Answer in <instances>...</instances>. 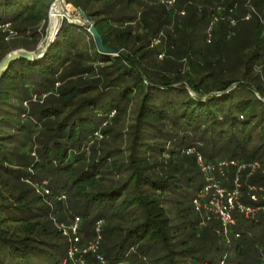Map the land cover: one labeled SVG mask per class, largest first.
<instances>
[{
    "label": "trees",
    "instance_id": "trees-1",
    "mask_svg": "<svg viewBox=\"0 0 264 264\" xmlns=\"http://www.w3.org/2000/svg\"><path fill=\"white\" fill-rule=\"evenodd\" d=\"M154 1L163 14L155 15L153 36L143 39L131 23ZM161 1L67 0L93 22L107 49L121 47L135 63L101 53L86 27L63 19V8L53 6L50 31L60 29L46 54L12 62L1 76L0 264H61L67 258L52 218L68 223L70 215L27 184L43 178L50 180L52 199L74 192L72 208L82 226L90 217L93 227L104 221L99 253L108 264H219L225 247L235 253L227 264H264V240L256 245L249 237L264 225V213L237 215L227 243L215 231L219 222L200 227L194 206L205 185L198 155L213 164L264 162V78L257 72L264 67V0H252L257 13L250 21L243 20L247 0H190L185 6L175 0L170 9ZM197 1L204 7L192 6ZM54 2L0 0V26L10 24L21 38L7 40L8 29L0 28V63L19 49L38 50ZM219 6L224 11L212 10ZM214 15L223 19L207 43ZM227 17L238 25L232 29ZM33 96L47 101L39 105ZM130 112L128 148L103 149L99 158L92 148L86 159L87 145L99 135L105 145H124L116 125ZM34 140L37 156L31 157ZM252 184L263 185L264 174L243 178L244 203H250ZM172 202L175 214L165 207Z\"/></svg>",
    "mask_w": 264,
    "mask_h": 264
},
{
    "label": "built area",
    "instance_id": "built-area-1",
    "mask_svg": "<svg viewBox=\"0 0 264 264\" xmlns=\"http://www.w3.org/2000/svg\"><path fill=\"white\" fill-rule=\"evenodd\" d=\"M162 3L165 1L162 0ZM170 3V1H168ZM175 0L172 1L174 3ZM247 13L243 20L250 21L257 10L254 8L252 0H247L245 4ZM213 11L221 13L224 8L219 6ZM185 14V12H180ZM223 18L214 15L207 29V37L212 36V28ZM229 22L231 28L238 25L239 20L227 17L224 18ZM0 28H10V24L0 26ZM12 32V31H10ZM210 40V39H208ZM264 70V67L261 68ZM197 164L201 174L204 176V187L200 190L194 200V206L197 214H205L202 224L217 221L221 225L219 235H221L228 243L230 242L229 235L231 230L237 226V215H241L246 219L255 218L259 213H264V184H252L247 186V196L250 203H244L243 197V178H250L256 174H264V162H240L237 160H223L216 164L208 163L205 159L198 155ZM233 169L234 175L230 187L229 171ZM63 196V195H62ZM59 199H61V197ZM236 214V216H235ZM103 221H98L100 225ZM81 228V219L76 218V221L71 224L64 234L72 239L73 244L68 245V256L61 264H87L83 259L85 256L92 255L96 259V264H108L104 257L99 253L101 234H98L96 241L79 248L76 245L78 234ZM101 233L100 227L97 228ZM237 238L240 237L236 233ZM79 256L80 258H76Z\"/></svg>",
    "mask_w": 264,
    "mask_h": 264
},
{
    "label": "rangeland",
    "instance_id": "rangeland-1",
    "mask_svg": "<svg viewBox=\"0 0 264 264\" xmlns=\"http://www.w3.org/2000/svg\"><path fill=\"white\" fill-rule=\"evenodd\" d=\"M164 1H165L164 5H167L168 9H170L175 4V2L172 3L173 0H164ZM168 1H170V3ZM189 1L190 0H182V6L183 5L184 6L187 5ZM155 3H156V1L153 2V8L148 10L147 15H145V16L143 15L145 17V21H143L141 19V17H143L142 13H139V12L136 13L137 18H136V20L133 23H131L132 27L134 28L136 36H140L143 39H147L146 37L150 38V36H153V33L155 32V30L157 29V26H158L157 25L158 22L156 21L155 15L156 16L157 15L160 16L161 14H163V8H160L159 6H154ZM191 3H192V6H197L198 9L204 7L203 4H201L200 1H197L196 3H194V2H191ZM217 3H218L217 1H214L213 6H215V4H217ZM53 6L55 8H57V7L63 8V14H65V16L69 15V17L73 18V20H71L70 18H67V17H63V19L66 18L69 21L76 22V23H81L80 19H82V17L79 14V9H76L71 4L67 3V0H64V5H63V2L61 3V0H55V2L53 3V5L51 7L50 13L52 12ZM212 9H215V8H212ZM53 11H55V9ZM143 11L144 10H141V12H143ZM182 12H185V11H182ZM180 14L182 16L184 15L182 13H180ZM50 18H51V14H50V17H49V26L47 28L46 37L41 42V44L39 45L38 49L44 48L45 45H46L47 39L49 38V35H50V32H49L50 31ZM90 22L93 23L92 21H90ZM216 27H218L217 24H216ZM4 30H6V29H4ZM10 31H12V32H10ZM32 33H33V30L32 31H28L26 34H28V35L30 34L31 35ZM228 34L230 36H235V32L233 30H231ZM20 39L21 38H19V35L17 34V32L12 27L8 28L7 40L19 41ZM207 39H210V40H207V43L211 42L212 36L210 38L207 37ZM153 43H154V41H152V45H153ZM19 50H25V49H19ZM257 72L261 73L263 78H264L263 69L258 68ZM84 78L87 79L86 81H89V80L93 81L92 77L85 76ZM79 79H77V78L72 79V82L78 83ZM59 85H60V83H58L56 85V87H58ZM33 101L34 102H38L39 105H42L45 101H47V97L46 96H41V97L40 96H33ZM24 107L26 109H29V110L31 109V107L28 104H24ZM131 113L132 112H130L128 114L126 113V115L124 117H121V120L119 121L120 124L116 125V129H118L119 131H122L124 133L123 134L124 135L123 139H124V142H125L124 145H123V143H121L119 141H118L117 144H116V142H112V141L110 142L109 141V144L105 145L103 142L106 140V137L103 136V134L99 135L98 138L94 142H90L87 145V147H86L87 158L86 159L90 160L91 155H92L91 152H93L92 148H94L95 151L97 152V157L98 158L102 156V150L103 149L109 150V149H112L113 146L117 147V148H121L122 146H124V149L128 148V146L130 145V138L128 136V133L130 132V130L127 127H128V125H130L131 120H132L131 119L132 118L131 117L132 116ZM117 116L118 115L115 114V113H113L111 115V117H113L114 119ZM31 146H30L31 148H29V154L31 155V157H36L37 156V150H38V143L34 140V141H32V145ZM164 157L168 158V155H164ZM122 161H123V159L119 160V162H122ZM202 177L204 179L203 175H202ZM36 181L37 180H35V182ZM33 182H34V180L32 182H27V184L30 185L31 188H34L35 193L37 195L42 196L44 198V201L48 202V204L53 209H56V203L57 202H61L62 204L60 205V208L62 209L63 213H67L71 217V218L68 219V220H70L68 223L62 221L60 218H58L56 216H54L52 218V223H53L52 226H54V229L56 230V233L58 232L60 234V236L62 237L63 242L66 243V247H67L66 249H68V245H70V243L73 244V241H72V239H70L69 236L64 234V231H65V229L67 230L68 227L76 221L77 217H79L81 219V228H80V231H79V234H78L79 237L76 240V245L79 248H81L84 245H87L89 243L95 242L98 234H101V237H102L101 239L102 240H101L100 248H99V252H101V248H102V245H103V242H104V226H105L104 221L100 225H97L98 224V222H97L95 224V227H93V225L90 223L91 219H92L90 217V218H88L86 220L87 223H84V226H82V224H83L82 218L72 208L73 205H72L71 197H72L74 192H69V193H66V194L62 193L63 196L60 195V196H62L61 199H59L60 196L58 197V199H56V198L52 199V197H50L51 191L49 189V186L51 185L50 184V180H47L46 178H43L42 182L40 180L37 181V182H39V184L33 183ZM229 183H230V187H231L232 177H230V182ZM78 198L83 200V197H78ZM173 204L174 203L172 202V204H166L165 205V207H166L167 211L169 212V214H172V213L175 214L176 213V210H175V207L173 206ZM235 216H236V214H235ZM172 217L175 218L176 215H173ZM204 217H205V214H200V215L198 214L197 215V218H198V221H199V225H200L201 228L203 227L202 229L209 228V226L211 224V222H208L206 224H202V220H203ZM174 222H176V221H174ZM83 227H84V229L82 230ZM99 227H100L101 233H99V231L97 230V228H99ZM94 229H95V232L93 231ZM198 229H200V228H198ZM220 230H221V225L219 224L215 228V231H216V233L218 235H219V231ZM249 237H254L256 245H258L260 239L264 240V225L256 227L255 230H253L251 232ZM229 239H230V243H232L231 242L232 234L229 235ZM223 240H225V239H223ZM225 249H227V250H225ZM225 249H224L225 251L223 252L224 260L222 259V261H220L219 264H227V262H224V261H226L225 260L226 257H227V259H229L230 257H235V253H234L233 248H231V247L226 248L225 247ZM65 257H66V255H65ZM65 257L63 259H65ZM76 258H80V257L76 256ZM83 259L86 261L87 264H96V259L93 256H85V258H83ZM258 259L260 260V258H258ZM205 263L207 264L208 262L206 261ZM45 264H49V263H45Z\"/></svg>",
    "mask_w": 264,
    "mask_h": 264
},
{
    "label": "water",
    "instance_id": "water-1",
    "mask_svg": "<svg viewBox=\"0 0 264 264\" xmlns=\"http://www.w3.org/2000/svg\"><path fill=\"white\" fill-rule=\"evenodd\" d=\"M62 1H64V0H62ZM79 14L82 17V19H80L81 23H79V24L83 25L84 27H86L88 29V31L93 36V38H94V40H95V42L97 44V47H98V49H99V51L101 53L114 55L115 57L120 56L126 61H131L124 55L123 49L121 47H114V48L107 49L105 47V45H104L103 37L98 32V30L96 29L95 25L89 21L88 16L82 10H79ZM68 18L73 20V18H71V17H68ZM59 29H60V26L56 29L55 36L57 35ZM55 36L48 40V42L46 44V47L44 49H38L35 52H30V51H27V50H17V51H14V52L10 53L0 63V78L9 69V66H10V64L12 62H15V61H17L19 59H28L30 61L40 60L42 58V56L44 54H46V52L48 51V49L51 46V44L54 42ZM131 62L135 63L134 61H131Z\"/></svg>",
    "mask_w": 264,
    "mask_h": 264
},
{
    "label": "bare ground",
    "instance_id": "bare-ground-1",
    "mask_svg": "<svg viewBox=\"0 0 264 264\" xmlns=\"http://www.w3.org/2000/svg\"><path fill=\"white\" fill-rule=\"evenodd\" d=\"M62 2H63V5H64V1L61 0V3H62ZM66 17L68 18L69 15L66 16ZM55 33H56V31H55L54 33H51V31H50V35H49V38L47 39V42H48L49 39H51V38H53V37L55 36ZM47 42H46V44H47ZM45 47H46V45H45ZM45 47H44V48H45ZM44 48H42V49H44Z\"/></svg>",
    "mask_w": 264,
    "mask_h": 264
}]
</instances>
